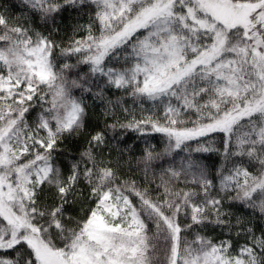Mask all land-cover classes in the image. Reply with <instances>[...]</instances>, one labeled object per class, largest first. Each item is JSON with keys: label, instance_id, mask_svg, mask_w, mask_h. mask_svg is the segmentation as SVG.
<instances>
[{"label": "snow or ice", "instance_id": "obj_1", "mask_svg": "<svg viewBox=\"0 0 264 264\" xmlns=\"http://www.w3.org/2000/svg\"><path fill=\"white\" fill-rule=\"evenodd\" d=\"M0 264H264V0L0 5Z\"/></svg>", "mask_w": 264, "mask_h": 264}, {"label": "trees", "instance_id": "obj_2", "mask_svg": "<svg viewBox=\"0 0 264 264\" xmlns=\"http://www.w3.org/2000/svg\"><path fill=\"white\" fill-rule=\"evenodd\" d=\"M15 3H16V0H0V5H3V4L12 5ZM84 19H86V18L84 17V15L82 13L79 16H77V14L71 10L62 13V22L58 20V23L60 24V32L57 36V40L60 42L66 41L67 37L72 35V32L70 29H71L72 25L74 24V22L77 20H80L81 22H83ZM79 35H83V32L79 33ZM89 103H91V102L89 101ZM91 111L93 113L91 115V126H95L97 123L102 124V117L99 115L100 109L96 108V109H93ZM133 136H135L134 133L129 134V140L132 143H136V141L132 139ZM151 143H153L157 147V149L161 148L162 147V140H161L160 135L155 134L151 140ZM216 144H217V146L220 145L219 136H217ZM143 146H144L143 141H140L139 146L135 149V152L137 154H139L143 150ZM194 155L201 156V155H207V154H194ZM220 161H221V157L218 156L217 154L213 153V154H211V158L207 162L209 164H214L216 167H219ZM125 172H127L126 168H125ZM129 176H131V178H134L137 181H139L142 177V174L141 173H130V174H127L125 176V178H128ZM207 234L211 235L213 238H216L218 236L217 232L209 231Z\"/></svg>", "mask_w": 264, "mask_h": 264}]
</instances>
